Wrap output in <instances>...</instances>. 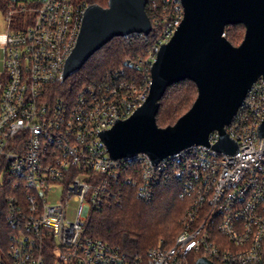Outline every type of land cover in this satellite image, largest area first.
I'll return each instance as SVG.
<instances>
[{
	"label": "built area",
	"instance_id": "obj_1",
	"mask_svg": "<svg viewBox=\"0 0 264 264\" xmlns=\"http://www.w3.org/2000/svg\"><path fill=\"white\" fill-rule=\"evenodd\" d=\"M23 3L8 5L0 38V186L10 192L12 229L0 264H191L192 254L212 264H264V80L225 127L237 144L229 153L214 148L220 135L213 131L208 146L158 163L146 153L115 159L102 134L146 102L158 52L184 18L182 0H148L156 39L145 57L127 61L140 80L122 68L73 100L53 99L50 87L62 81L89 4ZM168 179L179 181L187 204L173 245L131 256L88 235L92 214L120 205L126 186L151 203Z\"/></svg>",
	"mask_w": 264,
	"mask_h": 264
},
{
	"label": "water",
	"instance_id": "obj_2",
	"mask_svg": "<svg viewBox=\"0 0 264 264\" xmlns=\"http://www.w3.org/2000/svg\"><path fill=\"white\" fill-rule=\"evenodd\" d=\"M148 0H108V6L89 4L85 10L76 47L66 61L62 81L115 37L148 36L152 22ZM184 18L172 39L158 52L151 70L150 94L128 119L118 121L102 134L110 155L117 159L146 153L154 163L193 145H214L229 153L237 144L225 127L230 125L248 90L264 80V0H182ZM243 24L242 43L227 38L228 25ZM192 80L198 96L175 124L160 127L157 114L167 89ZM264 137V120L259 128ZM196 264H212L205 257Z\"/></svg>",
	"mask_w": 264,
	"mask_h": 264
},
{
	"label": "trees",
	"instance_id": "obj_3",
	"mask_svg": "<svg viewBox=\"0 0 264 264\" xmlns=\"http://www.w3.org/2000/svg\"><path fill=\"white\" fill-rule=\"evenodd\" d=\"M78 1L108 6V0ZM10 3L12 0H0V10L5 13ZM148 15L150 16L149 11ZM18 17L15 16L16 19ZM245 31L243 24L228 25L225 29L226 38L238 46L244 39ZM156 36L157 29L153 24L148 36L131 34L113 38L96 51L79 71L65 81L53 84L50 87L52 98L73 100L84 87L94 85L109 73L122 68L140 80L142 78L140 70L127 67V61L145 57ZM197 96L198 88L192 80L187 79L171 85L160 100V109L156 117L158 126L167 127L175 124L192 107ZM180 190L179 181L168 179L157 187L153 202L145 203L137 198L135 189L126 186L120 205L106 206L100 212L92 214L88 235L119 245L131 256L144 257L154 247H170L181 232L180 219L187 208V204L179 199ZM9 193L6 188L0 186L1 255L7 253L12 233L6 219ZM198 256L199 254L191 255V264H196Z\"/></svg>",
	"mask_w": 264,
	"mask_h": 264
},
{
	"label": "rangeland",
	"instance_id": "obj_4",
	"mask_svg": "<svg viewBox=\"0 0 264 264\" xmlns=\"http://www.w3.org/2000/svg\"><path fill=\"white\" fill-rule=\"evenodd\" d=\"M25 1H28V3H32L33 1H40V0H24L23 5L26 6ZM8 8L7 11L4 13L3 11L0 10V38L3 33H5L6 29L8 28Z\"/></svg>",
	"mask_w": 264,
	"mask_h": 264
}]
</instances>
